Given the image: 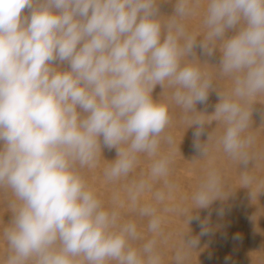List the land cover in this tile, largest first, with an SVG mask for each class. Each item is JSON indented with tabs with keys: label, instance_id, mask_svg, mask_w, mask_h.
Returning <instances> with one entry per match:
<instances>
[{
	"label": "clouds",
	"instance_id": "obj_1",
	"mask_svg": "<svg viewBox=\"0 0 264 264\" xmlns=\"http://www.w3.org/2000/svg\"><path fill=\"white\" fill-rule=\"evenodd\" d=\"M200 5L176 0L162 24L157 0H0V186L16 198L4 231V264H161L156 241L134 248L135 224L117 227V213L102 208L75 165L94 166L101 137L117 151L105 171L110 180L128 175L137 154L155 156L170 120L167 107L152 97L157 85L173 88L186 112L207 100L213 82L191 63L195 58L184 62L194 56L197 37L181 23ZM26 8L30 16L22 15ZM203 24L200 47L212 55L220 42V72L234 82L218 91L209 117L225 126L217 143L245 166L247 188L253 137L243 134L251 101L264 93V0H206ZM229 30L235 34L227 38ZM57 60L68 69L54 67ZM193 125L194 146L205 157L199 137L207 123L197 117ZM169 163L168 157L155 160L152 177L166 176ZM192 198L195 208L222 199L217 170ZM141 215L152 217L148 227L157 233L155 209L146 206ZM184 243L196 248L198 240ZM176 260L180 264V253Z\"/></svg>",
	"mask_w": 264,
	"mask_h": 264
},
{
	"label": "rangeland",
	"instance_id": "obj_2",
	"mask_svg": "<svg viewBox=\"0 0 264 264\" xmlns=\"http://www.w3.org/2000/svg\"><path fill=\"white\" fill-rule=\"evenodd\" d=\"M157 4L160 22L166 24L175 12L176 0H157ZM205 8L206 0H201L200 7L181 23L186 33L197 37L194 56L185 57L184 62L195 58L191 63L213 82L207 100L195 105L197 112H186L176 103L173 88L168 87L166 82L163 87L157 85L152 97L167 107L170 120L160 136L156 155L137 154L128 175L110 180L105 171L117 158V151L105 147L101 137V152H98L94 166L81 167L77 162L75 168L100 200L102 208L117 213V227L135 224L138 238L130 241L134 248L142 249L149 240L156 241L154 248L161 264H177V253L182 256L180 264H264V193H261L264 191L261 187L264 185V93L251 101L252 117L243 134L253 137L249 149L253 160L247 165L252 182L246 188L242 180L245 166L233 160L217 143L225 126L211 121L209 117L219 102L218 91H229L234 82L231 76L220 72V42L216 43L212 55L200 47L207 31L203 24ZM22 15L30 16L31 9L26 8ZM234 34L235 30H229L226 37ZM53 66L59 70L69 67L67 62L58 60L53 62ZM197 117L207 123L199 137L200 143H205L207 148L205 157H201L194 146V132L198 126L193 123ZM162 157L170 160L168 174L153 178L152 165ZM213 169L221 177L222 199L213 201L207 208H195L192 197ZM142 182L145 187L137 194L136 188ZM158 193L164 194L162 200L157 199ZM15 199L10 188L0 186V264H4L8 254L4 231L10 227L14 214L11 204ZM146 206L155 209V215L161 219L157 233L151 232L148 227L152 217L141 215V209ZM190 216L192 219L188 223ZM205 230L206 234L201 235ZM184 238L197 239L196 248L186 246ZM107 264H115V261Z\"/></svg>",
	"mask_w": 264,
	"mask_h": 264
}]
</instances>
